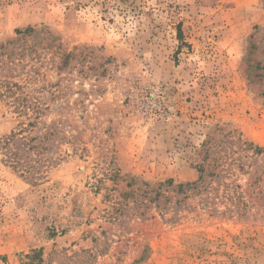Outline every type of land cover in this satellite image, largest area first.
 <instances>
[{
	"label": "rangeland",
	"instance_id": "obj_1",
	"mask_svg": "<svg viewBox=\"0 0 264 264\" xmlns=\"http://www.w3.org/2000/svg\"><path fill=\"white\" fill-rule=\"evenodd\" d=\"M6 42L0 264H264V0H0Z\"/></svg>",
	"mask_w": 264,
	"mask_h": 264
},
{
	"label": "trees",
	"instance_id": "obj_2",
	"mask_svg": "<svg viewBox=\"0 0 264 264\" xmlns=\"http://www.w3.org/2000/svg\"><path fill=\"white\" fill-rule=\"evenodd\" d=\"M34 29L27 28L25 31H18V33H24L30 32ZM10 42L1 43L0 44V50L1 49H8ZM13 50H11V53ZM8 52H0V56L2 57L0 59V98L8 100L13 106H15V109L19 112H25L27 109L33 108L35 109V103L32 105L26 101V99L19 97L17 94L19 87V84L17 82L11 81L8 76L5 74L4 70L6 69V65H9L12 63V57H10L11 53L7 54ZM7 54L6 58L4 59L3 56ZM9 69V68H8ZM7 71V70H5ZM15 158V157H14ZM15 163L18 164V160L14 159ZM183 186V185H182Z\"/></svg>",
	"mask_w": 264,
	"mask_h": 264
},
{
	"label": "built area",
	"instance_id": "obj_3",
	"mask_svg": "<svg viewBox=\"0 0 264 264\" xmlns=\"http://www.w3.org/2000/svg\"><path fill=\"white\" fill-rule=\"evenodd\" d=\"M148 107L156 113H164L166 111L165 102L163 101L161 95H157L156 97L150 99Z\"/></svg>",
	"mask_w": 264,
	"mask_h": 264
}]
</instances>
